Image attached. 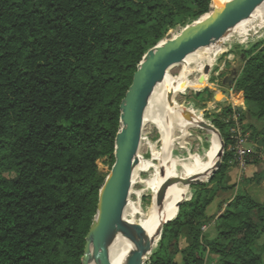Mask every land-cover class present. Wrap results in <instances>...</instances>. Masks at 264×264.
<instances>
[{
	"label": "trees",
	"instance_id": "trees-1",
	"mask_svg": "<svg viewBox=\"0 0 264 264\" xmlns=\"http://www.w3.org/2000/svg\"><path fill=\"white\" fill-rule=\"evenodd\" d=\"M211 4L0 0V264H82L107 177L97 161L115 162L120 105L134 74L150 49ZM234 90L256 105L262 129L252 138L264 148V46ZM232 109L213 122L225 148ZM229 159L192 188L146 264H264V200L239 192L216 219V235L204 232L213 220L207 207L228 188Z\"/></svg>",
	"mask_w": 264,
	"mask_h": 264
},
{
	"label": "water",
	"instance_id": "water-1",
	"mask_svg": "<svg viewBox=\"0 0 264 264\" xmlns=\"http://www.w3.org/2000/svg\"><path fill=\"white\" fill-rule=\"evenodd\" d=\"M264 0H228L213 8L208 18L187 25L178 35H169L154 48L150 49L139 64L125 97L120 105V128L115 139V162L99 194L97 214L86 236L82 264H91L95 260L98 264H113L109 256V244L117 234H122L136 243V248L130 253L126 264H146L156 244V237H151L140 223L128 222L124 217L129 203L133 174L140 162L139 147L142 140L145 110L149 104L155 87L164 81L167 71L180 63L197 49L219 44L230 29L241 21L252 16L255 9ZM212 7V4H211ZM233 77L225 79V83L232 82ZM174 92L169 91L168 101L173 104ZM243 97V93L241 94ZM220 98V97H219ZM218 95L216 99H219ZM242 107L238 110L241 112ZM183 112L188 122L196 121L197 126L208 132L219 133L221 143L217 152V162L208 181L222 165L225 141L219 129L205 120H197L193 110ZM162 184L157 194L158 201L166 198L170 186L182 183L191 187L194 184H203V180L168 177V169L161 170ZM183 198L178 204V212ZM178 214V213H177ZM177 216V215H176ZM175 216V217H176ZM174 217V218H175ZM173 218V219H174ZM161 226L158 239L161 237L164 225Z\"/></svg>",
	"mask_w": 264,
	"mask_h": 264
},
{
	"label": "rangeland",
	"instance_id": "rangeland-1",
	"mask_svg": "<svg viewBox=\"0 0 264 264\" xmlns=\"http://www.w3.org/2000/svg\"><path fill=\"white\" fill-rule=\"evenodd\" d=\"M183 28L173 29L172 35H178ZM230 38H228L230 40L226 39L220 43L208 55L213 65L206 73V85L202 89L188 88L183 92H178L174 95V99L178 102V105L185 109L188 108L187 110H193L196 115L212 124H214L213 122L217 116L226 109L242 107L241 118L245 127L249 128L248 130L252 133L255 128L258 130L262 129V123L252 117L257 107L254 103H248L244 97H241L242 93L236 92L234 86L252 53L264 46V27H256L244 34H234ZM207 62L208 59L203 63ZM181 68L180 64L173 68L171 67L169 69L171 76L177 77ZM191 68L194 69L195 65L191 64ZM197 75L198 73L194 72L189 79L193 80ZM231 76L233 81L225 83V79ZM200 79L201 81L203 80L202 74ZM217 95H220L219 99H216ZM226 132L229 133L228 128H226ZM208 133V131L198 126L184 129L177 125L174 132L168 136V140L172 143L171 155L183 163L192 162V157L195 156L205 159L206 152L210 147L211 135ZM252 140L255 144L256 154L249 159L245 169H241L237 165L235 157L230 150V144L224 150L223 161L225 155H230L224 179V183L228 188L219 190L212 203L206 209L207 216L213 218L212 221L204 226V232L210 236L216 235V219L225 211L227 205L239 192L245 190L258 201L264 200V148L257 139L252 138ZM164 145L165 140L159 126L149 122L144 123L138 153L145 167L133 176L129 195V201L131 200V203L144 215L149 213L154 198V189L160 180L159 170L161 162L157 157L162 153ZM113 163L114 159L111 156L101 157L97 161L98 169L103 175L108 176ZM177 173L183 175V168L178 167ZM204 183L208 184L209 181ZM197 185L194 184L190 187L185 201L190 200L194 196L192 188ZM159 240L160 238L157 240L155 247L158 245ZM260 242L264 243V236ZM186 244L184 239L181 240L182 247L186 246ZM215 264L219 263L215 261Z\"/></svg>",
	"mask_w": 264,
	"mask_h": 264
},
{
	"label": "bare ground",
	"instance_id": "bare-ground-1",
	"mask_svg": "<svg viewBox=\"0 0 264 264\" xmlns=\"http://www.w3.org/2000/svg\"><path fill=\"white\" fill-rule=\"evenodd\" d=\"M225 1L228 0H212L213 8L218 7ZM209 16L210 14H207L201 20H205ZM256 27H264V2L255 9L250 18L241 21L234 28L230 29L227 35L219 41V44L234 34H244ZM219 44L199 48L194 53L188 55L185 61L180 63L182 68L177 77L171 76L168 70L164 81L155 87V90L150 97L149 104L145 110L144 122L158 125L165 140L163 151L160 156L157 157L161 162L159 174H161L162 169L166 168L168 169V177L179 176L183 178H193L194 180H203L206 182L218 160L217 152L220 148L221 139L219 133L216 132H209L211 135L210 147L206 152L205 159L200 156H195L192 157V162L183 163L181 160L176 159L171 155L172 143L168 140V136L174 132L176 126L180 125L184 129H188L197 126V123L196 121L188 122L184 119L183 112H185L186 109L178 105V102L175 101L174 97L173 104L170 105L168 101V93L169 91H173L176 94L178 92H183L188 88L202 89L206 85V73L213 65L212 60L209 59L208 55L216 49ZM206 59H208V62L204 64L203 62ZM191 64L195 65L194 69L191 68ZM194 72H197L198 75L195 79L190 80L189 77L194 74ZM201 74L203 76L202 81L200 79ZM219 97L220 95H218V98ZM197 120L199 122L202 121L203 118L197 115ZM144 167V163L140 160L135 168L133 176H135L140 170H143ZM178 167L183 168V175L177 173ZM162 182V179H160L154 189V198L148 214H142L141 211L131 203V200L124 212V217L128 222L140 223L149 236L156 237V241L158 240L161 226H163L166 221L173 219L178 215L177 204L183 198H186L190 190L189 186L183 185L182 183L174 184L168 188L165 200L160 202L157 199V194ZM139 215L141 216L139 217ZM135 248L136 243L133 240L122 234H117L109 244V256L112 263L126 264L130 253ZM91 264L98 263L93 260Z\"/></svg>",
	"mask_w": 264,
	"mask_h": 264
},
{
	"label": "built area",
	"instance_id": "built-area-1",
	"mask_svg": "<svg viewBox=\"0 0 264 264\" xmlns=\"http://www.w3.org/2000/svg\"><path fill=\"white\" fill-rule=\"evenodd\" d=\"M224 121L230 136V150L237 165L245 169L249 159L256 154L252 133L245 127L241 112L236 107H233L232 112L224 118Z\"/></svg>",
	"mask_w": 264,
	"mask_h": 264
}]
</instances>
